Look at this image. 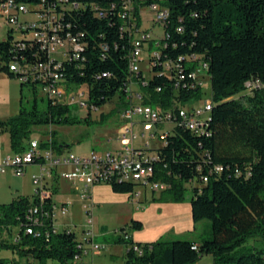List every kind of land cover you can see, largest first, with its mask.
<instances>
[{"label": "trees", "instance_id": "1", "mask_svg": "<svg viewBox=\"0 0 264 264\" xmlns=\"http://www.w3.org/2000/svg\"><path fill=\"white\" fill-rule=\"evenodd\" d=\"M154 1L162 0H136V18L129 19L120 11L125 0H56L62 35L71 32L81 44L79 56L64 58L59 73L69 83L86 85L89 111L117 94L124 99L130 79L144 76L143 72L132 76L131 37L133 22L140 25V5ZM162 2L169 6L170 18L165 24L160 60L152 54L149 58L153 74L144 88L145 102L162 113L172 103L197 96L200 87L192 86L188 77L191 66L187 57L198 53L208 63L212 109L201 132L181 122L169 125L166 143L157 149L153 179L166 182L169 186L165 190L178 198L184 193L185 182L201 181V186L192 188V217L195 221L209 219L210 235L147 242L142 252L134 250L131 235H120L117 241L127 245L125 264H191L205 253L214 256L215 264H264V250L236 253L264 227V0ZM47 59V52L29 35L16 37L9 31L7 38L0 40V72L9 77L20 79L10 68L14 61L24 67ZM164 59L172 62L168 73L162 69ZM181 68L186 78L180 80ZM26 83L34 90L38 84L42 87L36 80L21 81L22 86ZM158 87L162 90L157 91ZM126 103L123 100L122 106ZM71 105L53 103L49 97L44 109L35 103L0 120L10 133L14 152L27 148L33 126L80 121L70 115ZM50 144L54 148L66 145L53 137L42 141L43 146ZM111 184L115 191L133 194L137 183ZM33 202V196L21 195L0 203V249L17 250L41 264H79L74 260L79 237L72 225L49 236L26 232V215ZM133 225L141 228L142 221L134 220ZM4 262L0 259V264Z\"/></svg>", "mask_w": 264, "mask_h": 264}, {"label": "built area", "instance_id": "2", "mask_svg": "<svg viewBox=\"0 0 264 264\" xmlns=\"http://www.w3.org/2000/svg\"><path fill=\"white\" fill-rule=\"evenodd\" d=\"M162 1H154L148 4L155 14L156 21L164 26V36L156 44L152 53L157 60L161 58L162 39L166 35L165 24L168 22L171 12L169 6ZM55 2L56 0L31 2L0 0V23L8 28V32L12 31L14 36L15 32H18L21 35L25 34L34 38L48 56L46 61H39L32 66L23 67L19 62L14 61L10 68L11 70L12 68H19L20 72H23L22 82L36 80L41 83L42 89L52 99L53 103H67V97H76V104L88 108V91L85 84H81L78 90L68 93L63 89V86L73 83H60V80L63 79L59 73L62 60L70 56L78 57L81 44L71 32L62 35L63 26L55 12ZM135 4L136 0H125L122 10H120L123 11V16L135 19ZM26 12L34 13L36 17L22 19V14ZM100 14L102 15L103 12ZM136 24L137 21H134L130 46L129 63H131L132 76L143 72L138 62L141 59L144 41L150 40V35L147 32L139 37L135 36L136 32L140 31V25L138 27ZM178 29L182 30L181 27ZM153 46L151 43L150 48ZM58 54L61 55L58 56ZM180 59H185V57ZM187 62L191 66L188 77L193 80L192 86L196 85V89H198L202 85V75L209 76L207 60L201 54L192 53L187 57ZM161 64L163 72H170L172 67L170 59L161 60ZM179 75L180 80L186 78L182 68ZM135 80L134 78L130 79L125 89L127 103L121 109L125 124L116 135L108 139L110 145L106 150L94 151L90 156L84 157H76L73 154L70 156L58 155L52 144L43 146L41 140L32 139L25 150L7 153L0 162V175L6 172L9 166H12L18 174L24 173L30 163H36L40 167L39 172L33 175V182L36 186L32 194L34 202L28 209L24 225L26 232L35 236H49L51 232L60 231L70 224L61 225L58 223L59 215L65 216L68 213L69 203L65 201L58 205L54 194L56 188L59 187L60 180L66 179L73 185L89 215L87 227L83 229L81 236L78 235L79 241L76 245L78 251L74 260L79 264H96L94 261L85 260L84 256L90 254L93 256L102 251V245H98L96 236L95 241H88V234H94L93 186L102 182L128 183L129 176H138V184H148L153 190L167 189L169 185L166 182L153 179L156 170L155 162L158 157L157 149L166 143L168 134V128L160 131V124L199 123L200 131L198 132H201L204 128L202 114L210 113L204 112V107L201 106L194 105L185 108L183 107L184 102L172 103L161 113L157 107L145 102V92L140 93L133 90L131 84ZM137 81L141 82L142 87L147 86L148 79L145 76L140 77ZM179 84L180 81H177L176 86ZM161 90V87L157 88V91ZM137 124L142 126L139 131L136 129ZM156 138H158L159 144L153 145L152 141ZM204 180H207V177H204ZM140 194L141 191L133 192V196L139 197ZM129 236V232L124 231V237L128 238ZM134 250L142 252V246L135 243Z\"/></svg>", "mask_w": 264, "mask_h": 264}, {"label": "rangeland", "instance_id": "3", "mask_svg": "<svg viewBox=\"0 0 264 264\" xmlns=\"http://www.w3.org/2000/svg\"><path fill=\"white\" fill-rule=\"evenodd\" d=\"M36 15L31 12L22 14L21 18H34ZM140 31L135 36L139 37L144 32L149 33L150 40L143 43L139 65L147 79L152 76L149 70V58L155 49L156 44L164 36V26L157 22L155 14L148 5L141 4L139 8ZM1 22V17H0ZM15 32V36H20ZM8 28L0 23V40L6 39ZM151 43L154 45L150 48ZM61 54H58L60 56ZM202 85L197 96L183 103V107L190 108L194 105L204 107L212 100L211 78L206 74L202 75ZM21 79L9 77L0 72V120H6L19 113L22 107L31 108L36 103L39 109H44L49 103V97L38 84L37 90L32 89L26 83L21 85ZM60 83H67L61 79ZM135 92H145L141 82L135 80L132 84ZM80 85L68 84L63 86L68 93L76 91ZM237 97V96H236ZM136 99V98H135ZM122 99L117 94L111 100L99 108H83L76 104V97H67L71 103L70 115L78 117L80 121L67 124H44L33 126V132L29 140L38 139L41 141L52 140V137L65 146L55 147L58 155H74L76 157L90 156L94 151H104L109 147L108 139L116 135L125 124L121 109ZM122 106V107H121ZM105 118L101 119V114ZM161 130L169 128L166 123L160 124ZM137 124L136 129H141ZM55 131V132H54ZM158 137V135H157ZM158 145V138L152 141ZM7 153H14L11 145L10 133L0 125V162ZM40 167L36 163L28 164L26 171L18 174L12 166L0 175V203H9L18 196L32 197L35 189L33 175L38 173ZM68 180L63 179L60 189L54 194L58 205L62 202L69 203L68 213L59 215L58 223L61 225L70 223L76 233L81 236L83 229L87 227L89 218L88 212L83 207V201L77 191L68 190L74 188ZM65 182V183H64ZM69 184V185H68ZM199 180L185 182L183 195L176 197L164 189L153 190L150 185L136 184L134 190L141 191L140 196H133L129 192L115 191L111 183H97L93 186L92 197L95 203L93 208V232L94 237L89 236V241L98 239V245H102V251L93 256L85 255L87 261H94L96 264H125L124 258L127 252V245L117 241L124 231H128L136 244L143 245L147 242L168 238V239H198L210 235L211 222L209 219L195 221L192 217L191 198L192 188L201 186ZM134 191V192H135ZM134 220L142 221V227L136 228ZM17 230L14 232L16 235ZM8 236L7 232H3ZM264 250V227L257 234L249 237L243 247L238 248L237 254ZM0 259L4 264H41L31 256L20 254L13 249H0ZM47 264H61L59 261H48ZM191 264H215L214 256L211 253L203 254L197 261Z\"/></svg>", "mask_w": 264, "mask_h": 264}, {"label": "bare ground", "instance_id": "4", "mask_svg": "<svg viewBox=\"0 0 264 264\" xmlns=\"http://www.w3.org/2000/svg\"><path fill=\"white\" fill-rule=\"evenodd\" d=\"M130 69H131V63H130ZM12 70L14 72H16L17 74H20V79L23 81V72H20L19 68H12ZM211 104H212L211 102H208V103L205 104L204 112H210L211 111V109H212ZM208 114L209 113H203L202 114V125H203V127H204V125L206 123V120L208 118V116H207ZM185 125L188 126L190 129L200 130V124L199 123L186 122ZM128 182H134L135 184L138 183V176H129L128 177ZM89 236L94 237L93 234H88V237Z\"/></svg>", "mask_w": 264, "mask_h": 264}, {"label": "crops", "instance_id": "5", "mask_svg": "<svg viewBox=\"0 0 264 264\" xmlns=\"http://www.w3.org/2000/svg\"><path fill=\"white\" fill-rule=\"evenodd\" d=\"M61 181H62V180H60V184H59L58 190H59V189H60V187H61L60 185H62V184H61V183H62ZM65 182H66V181H65ZM65 182H64V183H65ZM67 182H68V183H70L69 181H67ZM67 182H66V183H67ZM68 185H69V184H68ZM71 189H73L72 191H75V189H74V188H70V189H68V190H71Z\"/></svg>", "mask_w": 264, "mask_h": 264}, {"label": "water", "instance_id": "6", "mask_svg": "<svg viewBox=\"0 0 264 264\" xmlns=\"http://www.w3.org/2000/svg\"><path fill=\"white\" fill-rule=\"evenodd\" d=\"M67 145V144H66Z\"/></svg>", "mask_w": 264, "mask_h": 264}]
</instances>
